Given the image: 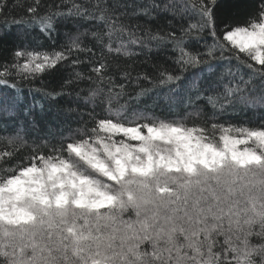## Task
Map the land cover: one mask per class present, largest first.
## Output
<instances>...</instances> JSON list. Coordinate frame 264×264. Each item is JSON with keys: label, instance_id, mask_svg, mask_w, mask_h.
I'll use <instances>...</instances> for the list:
<instances>
[{"label": "snow or ice", "instance_id": "obj_1", "mask_svg": "<svg viewBox=\"0 0 264 264\" xmlns=\"http://www.w3.org/2000/svg\"><path fill=\"white\" fill-rule=\"evenodd\" d=\"M161 12L172 13L170 30L153 29ZM68 22L77 31L57 49L55 34ZM82 24L90 27L81 32ZM13 28L22 30L14 33L11 59L0 62V113L15 116L20 85L57 73L68 60L74 69L92 65L90 74L75 71L59 90L35 91L55 100L84 79L96 87L83 97L91 110H65L79 112L82 124L66 136L61 129L57 142L48 139L17 159L27 146L23 123L4 138L11 149L0 151V264H264V229L250 227L254 218L264 220V123H216L227 109L264 108V0H0V41ZM32 31L53 47L44 49L39 35L28 43ZM153 45L172 53L165 56L170 67L151 61ZM140 55L152 74L118 62ZM109 57L117 59L110 64ZM140 81L151 87L135 96L126 91ZM161 88L170 120L129 113V103H119ZM201 100L210 116L203 108L180 115Z\"/></svg>", "mask_w": 264, "mask_h": 264}, {"label": "trees", "instance_id": "obj_2", "mask_svg": "<svg viewBox=\"0 0 264 264\" xmlns=\"http://www.w3.org/2000/svg\"><path fill=\"white\" fill-rule=\"evenodd\" d=\"M11 3L12 0H9ZM24 2V0H21ZM44 3H59V0H43ZM78 2H82V0H78ZM122 2L126 3H134L138 5L147 4L149 0H122ZM157 4L163 5L168 3L169 0H155ZM176 3H179L180 0H175ZM186 2V0H185ZM238 3H251V0H237ZM18 11H21L18 9ZM251 9H245V13L250 12ZM172 13H158V19L150 21L153 29L157 27H162L164 30H170L167 28L166 21L168 19H172ZM141 22H149L147 19L141 15L139 17ZM135 21H133L134 23ZM174 23H179L177 19ZM185 25H187V20L184 21ZM89 24H82L80 27V31L83 32L85 28H89ZM22 29H12V33L4 38L3 41H0V62H3L5 59H11V51L13 49L14 42V33L17 31H21ZM77 29L73 26L72 22H68L67 24L59 26V32L55 34V47H59L61 44H67L69 42V38L72 34H75ZM65 32L69 35L66 36ZM39 33L36 31H32L29 33L28 43L31 42L32 36H38ZM207 43L211 44L212 39L207 37ZM39 40L43 42L44 49H51L53 47L52 42L49 41L45 36L39 35ZM82 40L85 44L94 43L89 37H82ZM203 43V41L201 42ZM34 46V45H33ZM153 51L150 53L151 61L153 63L164 64L165 66H171L170 61L165 59L166 55H171V52H167L166 49H156V46L153 45ZM171 47L170 45L168 46ZM192 47L196 48L197 45L193 41ZM229 47H231L229 45ZM203 51V48L199 49ZM133 51L139 52L140 49L133 47ZM238 52V49L236 50ZM243 55V54H241ZM73 58H75V53L73 54ZM80 59L84 60L86 57L83 54H80ZM117 58L109 57L110 64ZM145 59L144 55L135 56L132 60H125L123 57L118 58V62L121 64L125 63H134L136 71H147L150 74L154 72V70L145 64L138 63V61H143ZM250 63L255 64L254 61H250ZM235 60L232 61V67L235 68ZM92 65L83 64L78 69H74L71 67V60H68L66 64H62L61 68L57 73H37V78L32 82H24L20 85V96L23 98L17 108L12 109L16 113L15 116H7L5 113H0V151L4 150L6 147L11 149V145L8 144L7 140L4 139L9 136H13L16 133V130L20 127L21 123H23L24 130L20 133V135L24 138V143L27 145L26 147L18 149L17 159H22L24 156L31 154V149L34 145H42L46 140L51 139V142L55 143L59 140L61 135V129H63V135H68V128L76 129L81 126L82 121L80 119L79 112L68 113L65 110L68 108H79L84 111L91 110V104L85 106V101L83 99L84 96L88 94V89L96 87L94 83L89 82L87 79L83 81L74 83L70 87L66 88L64 91L66 93L71 92L72 95H63L55 100L49 99L45 97L41 92L35 91V89L46 88L47 90H52L56 88L59 90V83L61 80L67 79H75L72 76V73L75 71H80L85 74V76L89 75V69ZM258 67V65H257ZM246 73L247 69H243ZM110 74H113L117 78V83H124L123 80H120L119 73L114 69ZM135 75V72H133ZM150 84L144 81H140V87H137L135 84H130L126 91L131 95L135 96L136 93L141 91V88H149ZM166 89L161 88L160 90H153L147 94H141L138 100H133L129 102V96L125 95L120 98L119 103L125 104L129 103L128 111L131 113L133 110L140 111L142 110L148 116H157L160 118L172 119V116H168L166 112V104L162 99L163 92ZM76 92H80V98L77 100L75 95ZM14 94V93H13ZM157 97H161L159 100ZM35 104V107L33 105ZM42 106V108H41ZM28 107L31 110V115L25 117L23 115V109ZM198 108H203L205 117L210 116L212 114V108L206 103V101L201 100L198 101L195 107H189L187 109L181 108L180 115L183 116L186 111H195ZM165 109V111H162ZM59 110V111H58ZM99 111V109H97ZM35 117L37 124L33 126L31 123L32 117ZM84 120H87L88 117L85 115L83 117ZM7 121V129L4 128V121ZM66 121V123H65ZM146 121H141L144 123ZM158 122V121H157ZM202 123V119H195V124L200 125ZM212 123V121H209ZM223 125L224 127L235 126H258L261 123H264V108H237L236 112H233L232 109H227L224 113H217V121ZM188 126H193V118H190L187 121ZM89 128L92 127L91 124L88 125ZM53 133V136L49 138L47 135L48 132ZM220 133L217 132V139ZM16 160L9 161V164H15ZM8 165H3V167H7ZM218 239L223 241V237H218ZM255 242V241H254Z\"/></svg>", "mask_w": 264, "mask_h": 264}, {"label": "clouds", "instance_id": "obj_3", "mask_svg": "<svg viewBox=\"0 0 264 264\" xmlns=\"http://www.w3.org/2000/svg\"><path fill=\"white\" fill-rule=\"evenodd\" d=\"M163 213V210H161ZM254 228L255 231H260L261 229H264V220L260 219L259 217H256L253 219V224L250 226ZM167 239L163 238V243H167Z\"/></svg>", "mask_w": 264, "mask_h": 264}]
</instances>
